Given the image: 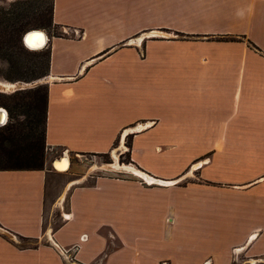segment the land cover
<instances>
[{
    "label": "crops",
    "instance_id": "crops-1",
    "mask_svg": "<svg viewBox=\"0 0 264 264\" xmlns=\"http://www.w3.org/2000/svg\"><path fill=\"white\" fill-rule=\"evenodd\" d=\"M52 24L83 34L46 45L52 167L117 145L151 185L72 183L45 229L46 170L0 171V264H264V0H53Z\"/></svg>",
    "mask_w": 264,
    "mask_h": 264
},
{
    "label": "trees",
    "instance_id": "trees-1",
    "mask_svg": "<svg viewBox=\"0 0 264 264\" xmlns=\"http://www.w3.org/2000/svg\"><path fill=\"white\" fill-rule=\"evenodd\" d=\"M45 13H37L31 4L15 2L11 11L0 16V58L15 61L23 34L29 29L46 28L52 37H61L52 24L53 0H45ZM44 15L45 19L41 17ZM52 31H55L51 34ZM222 40L225 38H221ZM46 60L47 77L49 50ZM1 98V96H0ZM0 106L8 114V122L0 127V171H42L46 162L45 128L47 116V86L16 91ZM23 116L18 121L15 115Z\"/></svg>",
    "mask_w": 264,
    "mask_h": 264
},
{
    "label": "rangeland",
    "instance_id": "rangeland-1",
    "mask_svg": "<svg viewBox=\"0 0 264 264\" xmlns=\"http://www.w3.org/2000/svg\"><path fill=\"white\" fill-rule=\"evenodd\" d=\"M18 1L31 4L37 13H45L47 9L45 0H0V16L11 11L14 3ZM41 18L45 19L44 15ZM37 30L44 31L49 34L47 27L37 28ZM30 31H35V29H29L26 33ZM26 33L23 34V37ZM23 37L20 49H16L18 58L15 61H7L4 58H0V82H7L11 84L20 83L26 84V86L22 87V89L10 88L8 91H2L0 89V99L2 100L12 96L16 91H27L36 87L44 88L47 86V83H49L48 81H50L48 79L46 80L45 77L46 60L42 56L46 47L40 51H30L24 46ZM37 81L40 82L36 83ZM34 82L35 85H33ZM0 108L3 107L0 106ZM15 116V119L18 121L23 119V116L21 115L16 114ZM127 141L128 139L125 140V143H127ZM118 149L120 148L116 145L114 150L106 155H70V170L68 169L69 171L61 173L55 171L51 163L54 159H56V157L59 158L64 155V153L61 150H52L46 153V162L43 167V170H46L44 203L45 229H55L62 223L57 210L60 209V211L63 212L66 209V201L64 199L62 206H59L58 200L61 192L69 184L78 183L79 185H87L91 183L94 178L99 176L120 178L118 172L135 173L136 175L144 178L142 173L134 167L126 168L129 163L128 153L125 150H119L118 152ZM121 152L123 155L120 154ZM128 177L132 179L131 176ZM241 254L242 252L239 255L235 254V257L242 256ZM233 264L244 263H242V260L240 262L236 260Z\"/></svg>",
    "mask_w": 264,
    "mask_h": 264
},
{
    "label": "built area",
    "instance_id": "built-area-1",
    "mask_svg": "<svg viewBox=\"0 0 264 264\" xmlns=\"http://www.w3.org/2000/svg\"><path fill=\"white\" fill-rule=\"evenodd\" d=\"M53 32H55V31H52L51 34ZM56 32L61 37L81 38L83 36V34L79 30L70 29V28H66V27H63V26L59 27L56 30ZM44 33L48 36V39L49 38H53L51 35L47 34L46 32H44ZM127 167H134V166L129 161L128 166H126V168ZM118 173H119L120 178H122V179H127V178H129L128 176H131V177L137 178L141 185H144V186H150L151 185L150 182H148L146 179L136 175L135 173H129V172H118ZM116 178L120 179L119 177H116ZM63 219H65V218L63 217ZM84 240H86V236L85 235L80 237V241L81 242H83ZM55 249H56L58 255L60 256V258L62 259V261L64 262V264H76V262H75V254H76V252L78 250V244H75V245L71 246L70 248H63V247L55 246ZM240 250H241V248H234L232 250V252L234 254H239L238 251H240ZM161 264H168V263L167 262H161Z\"/></svg>",
    "mask_w": 264,
    "mask_h": 264
},
{
    "label": "bare ground",
    "instance_id": "bare-ground-1",
    "mask_svg": "<svg viewBox=\"0 0 264 264\" xmlns=\"http://www.w3.org/2000/svg\"><path fill=\"white\" fill-rule=\"evenodd\" d=\"M37 32H43L38 30ZM35 35V37H34ZM39 34H31L29 36V40L26 41V45L28 46L27 49H29L30 51H40V48L43 47V45L45 44V40L43 38V36H38ZM36 38L35 41L32 40ZM17 84V85H16ZM16 84H11V83H7V82H0V89L2 91H8L10 90V88H14L17 86V88H22L24 86H26V84H20V83H16ZM16 85V86H15ZM16 89V88H15ZM3 120H5V114L0 112V121L2 122ZM57 164V165H56ZM70 162L68 160V157L64 156L62 157V159H58V161L55 163V165L53 164V169L57 172H66L69 168ZM71 185L69 184L67 186V189L70 187ZM61 201H64L63 196L60 198Z\"/></svg>",
    "mask_w": 264,
    "mask_h": 264
},
{
    "label": "water",
    "instance_id": "water-1",
    "mask_svg": "<svg viewBox=\"0 0 264 264\" xmlns=\"http://www.w3.org/2000/svg\"><path fill=\"white\" fill-rule=\"evenodd\" d=\"M39 34L38 36H43V38H44V40H45V44L43 45V47L42 48H40V50H42V49H44L45 47H46V45H47V42H48V36L44 33V32H37V31H30V32H28V33H26L25 35H24V37H23V44H24V46L27 48L28 46L26 45L27 43H26V41H28L29 40V36L31 35V34ZM34 37H35V35H34ZM36 40V38H34L33 40H32V43H33V41H35ZM33 85H35V82H34V84ZM20 89H22V88H20ZM0 112L1 113H4L5 114V120H3L2 122L0 121V127H2V126H4L5 124H6V122H7V112H6V110H4L3 108H0ZM64 158H65V156H64ZM69 160V159H68Z\"/></svg>",
    "mask_w": 264,
    "mask_h": 264
}]
</instances>
